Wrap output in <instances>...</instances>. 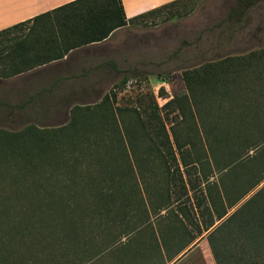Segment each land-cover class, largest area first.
I'll return each instance as SVG.
<instances>
[{
    "label": "rangeland",
    "instance_id": "374dc122",
    "mask_svg": "<svg viewBox=\"0 0 264 264\" xmlns=\"http://www.w3.org/2000/svg\"><path fill=\"white\" fill-rule=\"evenodd\" d=\"M112 41L120 44L122 73L99 113L90 111L103 98L83 107L84 121L68 127L81 136L57 145L65 147L67 165L40 169L33 180L23 172L19 183L7 179L14 172L0 173V207L9 215L0 217V264H123L122 255L126 264H149V254L178 252L199 233L207 263L215 264L208 234L264 186L263 180L246 194L264 176V0H180L124 27ZM223 61L231 63L227 81L215 90L197 85L194 71L202 78L206 65ZM71 120L72 114L66 125ZM24 131L0 130V147L30 149ZM214 161L238 162L223 170ZM46 172L53 179L45 188L56 201L50 217L37 184ZM227 174L226 200H241L217 221L226 204L209 214L205 195L217 192ZM122 180L133 198L107 217L98 192L117 190ZM161 209L166 215L151 216ZM164 220L175 237L170 243L159 226Z\"/></svg>",
    "mask_w": 264,
    "mask_h": 264
},
{
    "label": "crops",
    "instance_id": "0c3cea01",
    "mask_svg": "<svg viewBox=\"0 0 264 264\" xmlns=\"http://www.w3.org/2000/svg\"><path fill=\"white\" fill-rule=\"evenodd\" d=\"M73 1L0 0V33L11 29L0 35V130L61 128L68 122L74 108L95 105L97 100L104 98L117 75L122 73L121 67L117 66L116 54L120 44L113 43L112 38L123 28L112 32L104 41L80 46L59 59L49 62L40 59L42 47H49L52 43H48L52 35L50 33L48 37L47 29L53 25L55 15L50 13ZM172 1L121 0L126 19ZM48 13L49 16H43ZM17 25L21 26L14 28ZM16 44L21 46L15 49ZM12 63L22 64L17 67L26 65L28 70L8 76L21 71L15 66L10 68ZM31 65L33 67L29 68ZM203 185H206L205 178ZM180 211L176 210L175 214H178V220L183 221L184 212ZM155 213L151 216L166 215L162 209ZM167 225L164 220L159 226L162 232L165 231L164 242L170 243L175 237H171V228L169 225L168 229ZM119 239L124 241L125 238L119 235ZM189 240V244L178 252L163 249L155 256L149 254L146 257L149 264H208L202 234H196ZM128 254L127 258H131ZM124 257L126 255L121 256V263L126 264ZM118 262L116 260V264Z\"/></svg>",
    "mask_w": 264,
    "mask_h": 264
},
{
    "label": "trees",
    "instance_id": "16d2710c",
    "mask_svg": "<svg viewBox=\"0 0 264 264\" xmlns=\"http://www.w3.org/2000/svg\"><path fill=\"white\" fill-rule=\"evenodd\" d=\"M179 1L180 0L170 2L131 19H126L121 0H75L69 4L63 5L50 13L55 15L53 25L51 28L47 29L48 37L52 35L48 43H52L49 47H42L40 59L44 62H49L63 57L64 54L70 50L80 46L104 41L115 30L124 28L134 22L142 21L162 9L175 5ZM50 14L48 13L43 16L47 17ZM21 25L14 26V28ZM10 30L11 29L2 31L0 35ZM20 46L21 45L16 44L14 48L18 49ZM19 64L22 65L21 63ZM19 64L12 63L10 68L13 69L15 66V68H19L21 71L9 73L8 76H13L28 70L26 65H24L25 67H17ZM32 67L33 65L29 68ZM230 69L231 63H229V61H223L217 64L206 65L202 69V78L199 77L198 71H194L193 74L197 77L195 79L197 85L201 84L207 89L215 90L218 83L227 81L224 76L227 77V75L230 74ZM259 78L261 79L262 77ZM190 90L193 91V88H190ZM113 97L115 98V94H113ZM108 100L109 98L106 95L102 102L95 107L98 110L93 109V111H90L89 109V111L91 113H99V109L106 105ZM87 109H83V107L74 108L71 113V121L73 122L69 126L65 125L58 129L47 130L25 129L24 133H22L24 135L22 138H25V144H30V149L27 147L20 151L13 143H11L12 145L8 144L1 146L0 173L6 172L10 174L14 172V174H11L12 176L7 179L11 180L12 183H15V181L19 183L22 181V178H24L23 172L28 174L27 176L24 174L26 179L33 180L34 174L38 173L40 169L44 168L48 170V167L54 168L59 164L67 165L68 162L64 159L66 149L64 146L58 148L57 145L60 143L63 144L66 140H69L68 138H77L81 136L80 133L77 136V132L80 131L79 129H69L68 127L73 126L76 120L79 119L82 121L86 118L84 110L87 111ZM98 116V120L100 121L101 113ZM217 143L218 140L216 144ZM216 144H214V146ZM215 161L214 163L218 167L224 168L223 170H226L228 167L233 169L234 165L238 162L236 161L230 164L225 163L226 165L220 166ZM183 163L185 168L189 166L188 160L184 159ZM229 174L222 176L219 180V184L215 185L217 189L219 187L217 192L214 188L208 189L207 187L209 192L205 195V200L208 201V204L205 210L208 211L209 214L213 212L217 203L226 204L222 212H216L217 221L222 220L227 215L228 209H232L241 200L240 196L233 200L228 197L226 200L228 192L227 186H229V183L226 181L229 179ZM51 179H53L52 175L46 172L43 179L37 183L43 188L42 207L44 208L43 213L47 217H50L53 213L54 205L56 204L54 198L55 192L45 188L48 184L52 187ZM123 180L121 181V186H119L117 190L107 189L104 193L101 192V190L98 192L100 204L103 205V210L106 211L104 215L107 217L112 213V207L114 209L115 206L119 204L121 206H129L130 201L128 199L133 198L132 192H128L131 187L126 185L127 183H122ZM263 180L264 176L250 182L249 184L251 185L247 188L246 194L256 189ZM33 183L35 184V182ZM15 185H17V183ZM214 192H216V194L211 196ZM0 217H9L7 209L0 207ZM213 225L214 221L211 220L209 224L205 225L203 231L207 232ZM183 230L186 231L184 227ZM206 240L215 264H264V186L210 231Z\"/></svg>",
    "mask_w": 264,
    "mask_h": 264
}]
</instances>
